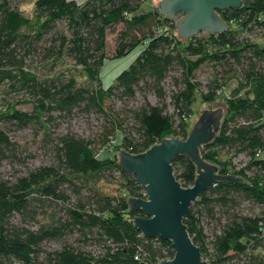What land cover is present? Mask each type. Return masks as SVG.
<instances>
[{
  "label": "trees",
  "instance_id": "16d2710c",
  "mask_svg": "<svg viewBox=\"0 0 264 264\" xmlns=\"http://www.w3.org/2000/svg\"><path fill=\"white\" fill-rule=\"evenodd\" d=\"M26 1L0 0V88L21 96L0 103V161L16 160L10 131L29 125L51 139L53 161L0 177V264H154L172 257L170 241L145 237L133 225L143 213L130 210L126 199L141 196V187L123 173L118 157L99 159L97 153L118 133L117 153H142L166 135L184 139L196 96L212 101L232 78L243 93L227 97L218 136L200 153L220 173L246 182L210 184L183 223L207 264L257 263L264 256V46L240 39L230 27L181 42L173 20L159 9L143 11L146 0H31L30 14L20 8ZM219 13L227 24L264 29V0H242L239 8ZM109 33H116L111 60L140 50L103 87ZM204 63L213 77L202 82L195 73ZM138 93L142 101L130 104ZM20 102L29 109L17 108ZM79 114L101 116L99 129L82 135L67 127L52 136L54 122ZM221 154H242L246 161L236 168ZM116 174L124 181L121 193L98 186L115 182ZM241 200L262 206V214H230ZM217 204L227 207L228 218L208 240L202 217ZM40 213L47 220L37 221ZM74 235L100 250L74 245L68 241ZM49 241L62 244L46 247Z\"/></svg>",
  "mask_w": 264,
  "mask_h": 264
},
{
  "label": "water",
  "instance_id": "95a60500",
  "mask_svg": "<svg viewBox=\"0 0 264 264\" xmlns=\"http://www.w3.org/2000/svg\"><path fill=\"white\" fill-rule=\"evenodd\" d=\"M156 4L165 18L174 21L176 35L191 39L226 31L227 22L219 12L239 8L242 0H156ZM224 111L219 103L205 107L184 139L166 135L137 154L118 149V166L145 194L126 199L130 210L143 213L133 218V225L145 237L170 241L173 248L172 257L154 264H207L183 219L210 184L246 182L239 175L220 173L218 165L200 153L203 144L218 136Z\"/></svg>",
  "mask_w": 264,
  "mask_h": 264
},
{
  "label": "rangeland",
  "instance_id": "374dc122",
  "mask_svg": "<svg viewBox=\"0 0 264 264\" xmlns=\"http://www.w3.org/2000/svg\"><path fill=\"white\" fill-rule=\"evenodd\" d=\"M78 2H82L83 0H76ZM20 8L23 9L25 12L30 14L33 9V4L31 3V0H27L26 2L22 3L20 5ZM149 8L158 9L156 0H146L143 5L142 9L143 11H147ZM260 20H264V14L260 15ZM230 27L233 31L236 32V34L240 37V39H247L250 42L257 43L260 46H264V29L256 28L252 30H247L244 28H241L237 25H233V23L227 24V29ZM198 36L200 37H207V33L204 32V34L200 33ZM116 37V33H109L107 34V55L110 57L109 59L105 60L104 66L100 70V81L103 85V87H107L108 85L113 82L114 78L125 68L129 66V64L134 60H132L130 63H123L122 67L114 68L115 70L110 69L112 58L111 55L113 54V48H114V39ZM186 40L181 39V42H185ZM139 48H136L133 50L134 52L127 55V57H124L125 59L135 58L136 54L139 52ZM134 53V56L132 55ZM120 62V63H121ZM112 67V66H111ZM61 68V66L59 67ZM195 76L197 79L201 80L202 82L208 81L213 77V72L209 65L207 63H204L199 66L198 71L195 73ZM170 79L166 82V89H170L171 85L169 83ZM243 90L239 88V85L237 83V79H230L225 83V86L220 89V91L217 93L216 97L212 101H204L201 99L199 95L196 96L195 102L192 105V113L189 119L187 120L188 124V130L191 128L193 123L196 121L198 115L201 113V111L205 107H212L216 103H219V105H222L226 108L225 101L228 98L233 97L234 95L242 94ZM148 99L151 102H155L156 99L153 94L148 93L147 94ZM228 97V98H227ZM17 99H21V96L14 95L11 92H8L5 88H0V103H5L2 105L4 107L6 103H12L16 101ZM142 101L141 95L138 93L136 96V101L131 102L133 105L138 104ZM120 104L119 102H116V106L118 107ZM17 108L19 109H29V105L26 103H18ZM226 111V109H225ZM224 111V113H225ZM101 116H98L97 114L92 115H85V114H79L76 115L73 119L70 120V122H60L56 121L51 126L54 130V134L52 136H55L59 132H63L67 129V127H70L68 129H72L73 131L77 132L78 134L82 135H89L95 130L99 129V124L102 122ZM52 130V131H53ZM10 135L12 139L16 142V160L12 161L11 159H4L0 161V177L3 178H10L13 176L14 173H25L27 170H31L37 166L40 165H47L52 163L53 161V154H52V141L50 138L45 137L44 132L41 130H38L36 126L29 125L27 127L21 128V129H11ZM120 133L117 134L116 138L111 141L109 145L106 147H103L98 153L97 157L99 159H113L114 157H117V146L120 142ZM49 141V143H48ZM261 155V154H260ZM264 156V153L261 155ZM221 160L222 161H230L231 164H233L236 168H239L244 165V162L246 161V156L242 154L237 155H224L221 154ZM11 160V161H10ZM117 175V174H116ZM123 180L121 177L118 178L115 182H106L104 180H101L99 182V185L101 188L104 189L109 194L118 195L121 193ZM49 209V208H48ZM227 210V207L217 204L214 207V212L212 215H209L208 213L204 212L202 217V223L204 224L205 232L208 236V240L211 238V235L213 233H217L220 229V225L225 223L227 221L228 215L225 212ZM230 214H241V215H261L262 214V206L249 201V200H241L237 205L233 206V208L229 209ZM37 221H45L47 220L45 214H39L36 218ZM38 222L31 221L30 225L31 227H36ZM79 236L74 235L73 237H69L68 241L73 243L74 245H82V247L86 249H90L92 251H98L100 250L101 246L97 244H87L84 245L83 243H80L78 240ZM62 242L60 241H49L47 244H45L46 247H59ZM243 261H247L248 257H243ZM250 260V259H249ZM258 262L254 264H259V261L263 262L264 264V256L259 258L257 260Z\"/></svg>",
  "mask_w": 264,
  "mask_h": 264
},
{
  "label": "crops",
  "instance_id": "0c3cea01",
  "mask_svg": "<svg viewBox=\"0 0 264 264\" xmlns=\"http://www.w3.org/2000/svg\"><path fill=\"white\" fill-rule=\"evenodd\" d=\"M153 8H149L148 10H152ZM132 52H134V51H132ZM131 52V53H132ZM139 53V52H138ZM137 53V54H138ZM130 54V53H129ZM137 54H136V56H137ZM128 55V54H127ZM127 55H125V56H123V57H120V58H117V59H113L112 60V62L110 63L111 64V66H110V69H112V70H115L116 68H119V67H122V64L123 63H130L134 58H130L129 57V59L127 58V59H125V61H123V62H121L122 60H124V57H127ZM133 56H134V53L132 54ZM121 62V63H120ZM124 65V64H123ZM115 68V69H114Z\"/></svg>",
  "mask_w": 264,
  "mask_h": 264
},
{
  "label": "built area",
  "instance_id": "2783aa9c",
  "mask_svg": "<svg viewBox=\"0 0 264 264\" xmlns=\"http://www.w3.org/2000/svg\"><path fill=\"white\" fill-rule=\"evenodd\" d=\"M141 197H145V194H144L143 190H142V195H141Z\"/></svg>",
  "mask_w": 264,
  "mask_h": 264
}]
</instances>
